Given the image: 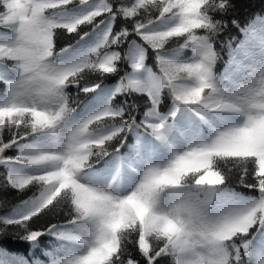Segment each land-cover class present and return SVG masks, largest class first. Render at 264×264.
I'll list each match as a JSON object with an SVG mask.
<instances>
[{
    "label": "snow or ice",
    "instance_id": "6c2138e0",
    "mask_svg": "<svg viewBox=\"0 0 264 264\" xmlns=\"http://www.w3.org/2000/svg\"><path fill=\"white\" fill-rule=\"evenodd\" d=\"M0 264H264V0H0Z\"/></svg>",
    "mask_w": 264,
    "mask_h": 264
},
{
    "label": "trees",
    "instance_id": "16d2710c",
    "mask_svg": "<svg viewBox=\"0 0 264 264\" xmlns=\"http://www.w3.org/2000/svg\"><path fill=\"white\" fill-rule=\"evenodd\" d=\"M3 195H4V194H3V192H0V198H2V197H3Z\"/></svg>",
    "mask_w": 264,
    "mask_h": 264
}]
</instances>
